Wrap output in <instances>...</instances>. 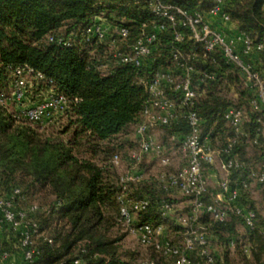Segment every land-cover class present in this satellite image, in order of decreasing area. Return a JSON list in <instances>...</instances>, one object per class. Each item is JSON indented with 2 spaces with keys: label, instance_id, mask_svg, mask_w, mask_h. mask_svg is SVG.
<instances>
[{
  "label": "trees",
  "instance_id": "trees-1",
  "mask_svg": "<svg viewBox=\"0 0 264 264\" xmlns=\"http://www.w3.org/2000/svg\"><path fill=\"white\" fill-rule=\"evenodd\" d=\"M161 1L202 12H208L214 3ZM224 9L253 44L262 45L255 52L257 57L253 55V65L264 74V0H227ZM99 16L111 25L128 27L130 43L144 24L150 29L153 23L162 21L150 0H0V95L9 94L11 72L27 64L34 74L44 77L35 80V90L46 88L51 81L54 89L68 100L64 112L44 124L29 123L0 101V194L7 196L19 189L16 206L27 212V221L36 224L30 229L34 257L26 260L18 247L20 233L3 223L0 254L8 251L14 258L20 253L17 264H135L134 253L122 252L124 235L112 233L118 223L122 224L118 197L123 193L121 174L112 157L126 148L127 129L143 120L142 110L149 93L141 77L172 64V29L162 33L152 67L119 63L111 61V50L99 40H85L86 28ZM50 35L63 36L70 42H53ZM186 41L187 47L191 41ZM213 58L215 62H198L200 71L212 70L216 78L200 83L196 109L202 118L203 135H208L217 149L225 148L236 136L225 119V110L230 106L245 109L243 134L237 137L232 152L240 166L233 167L227 178L240 189L238 204L253 209L256 218L254 227L247 228L242 217L230 210L224 222H214L208 215L202 216L200 222L208 230L205 231L214 255L213 264H264V183H256L252 176L260 169L256 162L263 161L264 109L255 110L250 105L251 90L244 85L240 69L227 63L219 52ZM159 127L165 129L166 142L168 135L171 139L190 130L183 114L171 124ZM171 142L173 146L178 144L177 140ZM246 143L254 148V156L246 153L239 157L238 149ZM252 182L261 192L258 201L251 194ZM41 190H48L52 196L49 206L29 203L31 196ZM126 192V198L146 197L150 201L138 213L135 225L170 222L182 231L171 234L181 232L178 244L183 241L186 227L173 219L167 221L161 211L165 201L175 205L186 197L176 199L154 177L130 182ZM258 204L263 208L259 209ZM33 206L36 208L32 209ZM175 208L176 213H182ZM239 221L245 226L246 242L238 236ZM150 247L153 258L167 259ZM197 250L189 254L191 264H204L205 259Z\"/></svg>",
  "mask_w": 264,
  "mask_h": 264
},
{
  "label": "built area",
  "instance_id": "built-area-1",
  "mask_svg": "<svg viewBox=\"0 0 264 264\" xmlns=\"http://www.w3.org/2000/svg\"><path fill=\"white\" fill-rule=\"evenodd\" d=\"M213 1L211 9L202 12L199 9L190 10L164 4L161 0H150L154 13L162 21L153 23L150 29H146L144 24L131 43L128 42V27L111 25L101 16L85 30L86 41L97 39L111 50V61L152 67L153 55L161 42L162 33L172 29L171 66L157 69L151 75L140 79L149 93V98L142 110L143 120L135 125L139 149L130 153L134 170L120 176V185L123 188V193L118 197L120 221L138 235L143 245L152 246L167 258L162 262L151 259L138 264H191L189 254L195 249L205 259L204 264H213L210 239L200 222L204 215H208L214 222H224L231 210L242 217L247 228H253L255 224V211L246 209L237 202L240 196L239 187L233 186L226 177L220 180L219 190L215 192L211 190L208 176V168L216 164L226 173L233 167L240 166L232 152L237 137L243 134L242 124L246 111L237 106H230L225 110V119L236 136L223 149L213 147L208 135H203L202 118L197 112L196 101L200 96V83L215 79L216 72L207 69L200 71L197 65L200 60L211 59L215 62L213 54L219 52L227 63L240 69L244 85L251 90L250 105L255 110H261L264 109V74L255 69L253 55L262 45L253 44L251 38L242 32L231 36L224 27V21H231L224 9L227 0ZM49 40L59 44L70 42L60 35H50ZM186 40L191 41L187 47ZM11 75L13 79L9 85V94L2 93L0 101L5 104L13 102L16 112L29 123L44 124L64 112L68 101L66 95L57 92L51 81L46 88L35 90V80L44 77L42 74H34L32 67L25 64L14 69ZM179 114L185 116L190 130L181 136L173 135L171 140L178 141L177 151L183 155L185 163L176 171L163 170L158 174V180L164 189L187 198L188 211L185 213H176L175 205L169 201H165L162 207L161 215L164 219H173L187 229L183 241L174 244L163 238L166 233L164 223L153 225L146 222L135 225V215L145 210L150 201L146 197L129 199L125 194L130 182H138L145 177L143 167H139V164L146 155L157 158L164 167L172 164L171 154L158 142L153 131L160 125L176 121ZM262 125L264 128V120ZM262 155L259 171L252 173L256 183H264V147ZM112 161L119 166L120 155L114 154ZM243 186L247 187L248 184L244 182ZM19 193L20 190L15 189L7 196L0 194V231L4 222L18 231V247L26 260H32L35 248L31 247L33 240L30 229L36 224L26 220L25 210L17 208L16 197ZM35 208L36 206L32 207ZM231 245L234 246L235 242L232 241ZM248 250L246 247V251ZM0 264L16 263L12 254L4 251L0 254ZM197 264H201L200 261Z\"/></svg>",
  "mask_w": 264,
  "mask_h": 264
},
{
  "label": "rangeland",
  "instance_id": "rangeland-1",
  "mask_svg": "<svg viewBox=\"0 0 264 264\" xmlns=\"http://www.w3.org/2000/svg\"><path fill=\"white\" fill-rule=\"evenodd\" d=\"M9 110L13 113H17L15 110V104L11 101H9L8 103L5 104ZM262 133H264V129H261ZM156 139L158 140V142H160L161 144H163L166 147V151L171 154L172 158H173V162L172 164H170L169 166H165L162 167L160 165V162L158 161L157 158L153 157V162H158V167H152L147 173H149L147 176H145L144 178H148V177H154L155 179H158V174L164 170L167 171H176L179 167H181L184 163H185V158L183 157V155L177 151V147L176 145L173 146L172 142H171V135H168V139L167 142L163 140L164 136H165V129L163 127H157L154 129L153 131ZM124 138L127 141V146L126 148H122L120 149L117 153L120 155L121 157V164L118 166V173L123 175L125 173H128L130 171L134 170V165L132 163V161L130 160V153L133 151H137L139 149V137L136 134L135 131V125L130 126L127 129V133L126 135H124ZM220 141V140H218ZM220 144V143H219ZM247 145H242L240 146V148L238 149V155L240 157V155H245L246 153L252 157V155L254 156V148L251 147L250 144L246 143ZM179 154V155H177ZM177 155V156H176ZM176 156V157H175ZM180 156V157H179ZM181 158V159H179ZM176 159V161H175ZM217 159L219 160L220 158L217 157ZM260 160V159H259ZM257 161L256 163V167H260L262 162ZM150 158H148V156L146 155L144 157V159L142 160V163L139 164V167H143V166H147L148 164L150 165L151 162ZM176 167L173 168L172 170H168L171 167ZM169 167V168H168ZM161 168H163L161 170ZM211 168H213V171L216 173V179L220 180V178H226L227 177V173L225 171H222L221 169H219L218 165H214L211 166ZM161 170V171H160ZM211 185V184H210ZM253 191V192H252ZM251 194L252 196L258 201V199H260V194L261 192H259V189L256 188L255 183L252 182L251 184ZM183 198L180 194L176 195V199H181ZM185 199V198H184ZM52 201V196L50 195V193L47 191H36L34 195L31 196V198L29 199V203H41L44 204L45 206H49V204ZM183 201V200H181ZM28 203V204H29ZM23 206V205H20ZM24 207V206H23ZM259 209H262V205L258 204ZM139 219V215H135V220L137 221ZM165 224V223H164ZM166 233L164 234L163 238L171 241L172 243H179V240L181 239V229H176L174 228L173 225L169 223H166ZM201 226H204V230L208 231L206 229V226L204 224L201 223ZM237 228V232H238V236L240 237V240L242 242H246L247 241V232L245 230V226L243 225L242 222H238L236 225ZM181 231V232H177V235L175 236V234H171V231ZM112 233L114 236H119V235H124L122 241H121V246H122V252L123 253H127V252H132L134 253L135 256V264H138L142 261L145 260H156V261H162L163 259H159V258H153V253L151 250L150 246L147 245H143L139 238L138 235L133 233L130 228H127L126 226H124L123 224H117L113 230ZM35 241V240H34ZM21 250V249H20ZM152 253V254H151ZM20 253L17 254L16 257H14L15 263H19L20 262ZM241 263V262H240Z\"/></svg>",
  "mask_w": 264,
  "mask_h": 264
},
{
  "label": "crops",
  "instance_id": "crops-1",
  "mask_svg": "<svg viewBox=\"0 0 264 264\" xmlns=\"http://www.w3.org/2000/svg\"><path fill=\"white\" fill-rule=\"evenodd\" d=\"M211 20H212V17H209ZM215 22H217V19H214ZM224 27L227 29L228 33L232 36V35H235L239 32H241L237 25L232 22V21H224ZM257 57V53H254V58ZM210 140V139H209ZM213 146H214V143H212L211 141H209ZM179 155V154H177ZM176 155V156H177ZM175 156V157H176ZM180 157V156H179ZM148 158H150L151 161H148V162H151L150 165L148 164L146 167L143 166V170L145 172V176H147L149 173H147L152 167H158V162H153V157L151 155H148ZM181 159V158H179ZM176 161V159H175ZM161 165V164H160ZM162 167H164L163 165H161ZM169 168V167H168ZM173 168H176V167H171L169 168L168 170H172ZM163 168H161L162 170ZM179 169V168H178ZM160 170V171H161ZM164 170V169H163ZM208 176H209V180H210V184H211V188L216 192L219 190V182L220 180H222L223 178H220V180L216 179V173L213 171V168H208ZM175 207H177L179 210H182V213H185L186 211H188V205H187V198L184 199L183 201H177L176 204H175Z\"/></svg>",
  "mask_w": 264,
  "mask_h": 264
}]
</instances>
